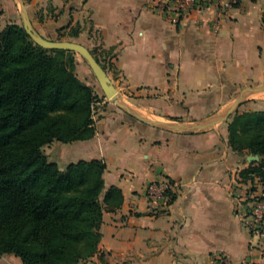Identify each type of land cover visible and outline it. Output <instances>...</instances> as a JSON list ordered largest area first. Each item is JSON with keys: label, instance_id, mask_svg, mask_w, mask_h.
Instances as JSON below:
<instances>
[{"label": "crops", "instance_id": "0c3cea01", "mask_svg": "<svg viewBox=\"0 0 264 264\" xmlns=\"http://www.w3.org/2000/svg\"><path fill=\"white\" fill-rule=\"evenodd\" d=\"M16 1L0 0V31L20 24ZM155 3L25 0L33 27L45 38H63L80 25L71 41L93 52L125 102L148 119L207 121L245 90L264 87V0L202 8L177 24L158 14ZM261 95H249L236 113L264 110ZM96 106L93 139L54 142V158L45 153L60 169L103 160L106 189L123 192L122 206L104 211L98 253L84 264H264V240L252 236L236 209L237 194L247 195L244 189L258 180L240 177L251 154L232 150L227 121L199 132H168L132 118L106 97ZM152 181L170 183L168 202H150L146 186Z\"/></svg>", "mask_w": 264, "mask_h": 264}, {"label": "trees", "instance_id": "16d2710c", "mask_svg": "<svg viewBox=\"0 0 264 264\" xmlns=\"http://www.w3.org/2000/svg\"><path fill=\"white\" fill-rule=\"evenodd\" d=\"M80 33L77 25L67 35ZM77 66L74 52L41 47L22 24L0 31V255L24 264H84L98 253L104 211L124 202L119 187L106 189L103 160L60 169L45 154L54 142L96 135L95 104L105 96ZM227 123L232 150L261 158L240 177L264 186V110L236 113Z\"/></svg>", "mask_w": 264, "mask_h": 264}, {"label": "water", "instance_id": "95a60500", "mask_svg": "<svg viewBox=\"0 0 264 264\" xmlns=\"http://www.w3.org/2000/svg\"><path fill=\"white\" fill-rule=\"evenodd\" d=\"M18 1L21 5L23 26L26 32L28 33V35L32 38V40L36 44L49 50H65L81 55L88 62L93 73L95 74L97 81L106 99L112 104L118 106L121 110L126 112L132 118L144 124L152 126L154 128L168 132H180V133H192V132L209 130L214 128L219 123L227 121L231 116H233L236 112H238L239 108L242 106V104L245 102V100L249 95L257 92H264V87L247 89L237 98V100L230 109L221 112L214 118H211L203 122L190 123V124H176V123H168V122H161V121L148 119L146 117L139 115L125 102V100L123 99L122 95L119 93L117 88L112 84L109 76L107 75V72L99 64V62L96 60L91 50L87 46L74 41H62L58 39L50 40L43 37L33 27V24L28 14V10L26 8L25 0H18ZM247 159L250 164L253 162H260L261 160L260 156L252 155V154L249 155Z\"/></svg>", "mask_w": 264, "mask_h": 264}, {"label": "built area", "instance_id": "2783aa9c", "mask_svg": "<svg viewBox=\"0 0 264 264\" xmlns=\"http://www.w3.org/2000/svg\"><path fill=\"white\" fill-rule=\"evenodd\" d=\"M236 0H156L154 10L166 17L171 23L177 24L191 12L202 8H231ZM171 185L168 181H152L146 186V195L150 202L157 205L168 202ZM236 209L252 236L264 240V198L237 194ZM225 264L224 260H221ZM246 264H254L250 261Z\"/></svg>", "mask_w": 264, "mask_h": 264}, {"label": "rangeland", "instance_id": "374dc122", "mask_svg": "<svg viewBox=\"0 0 264 264\" xmlns=\"http://www.w3.org/2000/svg\"><path fill=\"white\" fill-rule=\"evenodd\" d=\"M15 3H16L15 4L16 7H18V10H19V13H18L19 14V20L18 21L20 22V24L23 25V20H22V15H21V5H20L18 0ZM8 18H9V16H8ZM67 32H69V31L65 32V35H64L63 38H59L58 37L56 39L62 40V41H71V38L68 37V35H67L68 33ZM47 39L51 40V37L48 36ZM75 55H76V58H77V60L79 62V65H80V66H77L76 74L84 82H86L88 85L93 86L95 88V90L97 91V93L100 96H102L103 92L101 90V87H100V85H99V83L97 81V78H96L95 74L93 73L91 67L89 66L88 62L81 55L76 54V53H75ZM261 96H264V95H261ZM98 106H101V105H98ZM116 107L119 108L118 106H116ZM95 110H97L96 104H95ZM44 149H45V153L48 154L49 158H54V156L52 154L49 155L51 153L52 147H50L48 145V146H45ZM253 189L256 190V192L252 191ZM247 190H248V192H247ZM244 193H247V197L254 195V196H260V197L262 196L264 198V186L263 185H258V183L256 185L253 184L248 189H244ZM248 198H251V197H248ZM257 239L262 241L259 238H257ZM255 241H256V239H255ZM250 263H252V261H250ZM0 264H24V263H23V261H22V259L20 257L14 255V254H6V255H0Z\"/></svg>", "mask_w": 264, "mask_h": 264}]
</instances>
